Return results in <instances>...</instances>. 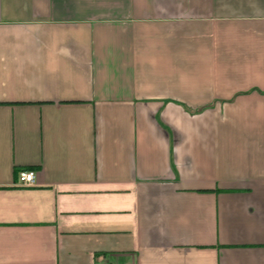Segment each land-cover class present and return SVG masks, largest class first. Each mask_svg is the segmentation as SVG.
I'll list each match as a JSON object with an SVG mask.
<instances>
[{
	"label": "crops",
	"instance_id": "crops-1",
	"mask_svg": "<svg viewBox=\"0 0 264 264\" xmlns=\"http://www.w3.org/2000/svg\"><path fill=\"white\" fill-rule=\"evenodd\" d=\"M0 264H264V0H0Z\"/></svg>",
	"mask_w": 264,
	"mask_h": 264
},
{
	"label": "built area",
	"instance_id": "built-area-1",
	"mask_svg": "<svg viewBox=\"0 0 264 264\" xmlns=\"http://www.w3.org/2000/svg\"><path fill=\"white\" fill-rule=\"evenodd\" d=\"M35 181V172L32 169H22L17 174V184L20 186L32 185Z\"/></svg>",
	"mask_w": 264,
	"mask_h": 264
}]
</instances>
